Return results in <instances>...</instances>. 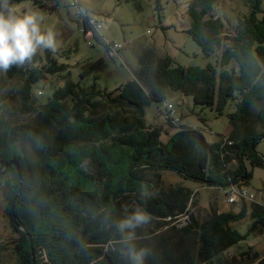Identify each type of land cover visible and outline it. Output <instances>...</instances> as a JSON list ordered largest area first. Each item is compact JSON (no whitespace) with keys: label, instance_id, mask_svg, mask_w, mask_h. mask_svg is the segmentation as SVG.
I'll use <instances>...</instances> for the list:
<instances>
[{"label":"trees","instance_id":"1","mask_svg":"<svg viewBox=\"0 0 264 264\" xmlns=\"http://www.w3.org/2000/svg\"><path fill=\"white\" fill-rule=\"evenodd\" d=\"M22 1L49 11L60 6L59 0L9 3L13 9ZM216 1L194 0L189 10L186 33L205 54L224 45V23L212 14ZM248 1L251 12L239 19L235 36H226L229 43L215 65L175 66L170 56L157 57L145 50L138 57L135 78L111 92L99 89L97 77L84 84L102 60L90 63L81 80L73 81L53 51L37 50L29 62L37 61L42 50L45 64L27 70L23 94L27 103L42 110L44 122L0 131V187L3 181L8 187L7 212L22 237L19 264H129L124 255L107 247L124 241L114 221L134 208L146 211L149 223L158 229H175L180 217L187 216L178 230L196 236L180 250L146 251L143 264H264L259 253L245 252L241 257L247 259L242 260L225 255L245 240L235 225L247 215L252 221L247 235L264 234V204L241 201L237 211L214 209L199 221L191 210L193 192L179 184L164 187L162 179L163 170H173L207 187L231 186V191L242 189L251 177L246 160L264 167V156L256 151L264 139V111L255 120L259 128L251 125L252 108L264 103L263 0ZM90 21L83 20L85 36L93 30ZM46 74L65 81L53 85L48 101L41 103L33 96V85ZM167 89L192 94L198 105H217L218 115L231 101L235 111L228 114L230 135L210 144L201 130L183 127L163 142L162 128L147 126L144 117L148 105L165 100ZM169 123L177 124L173 119ZM25 145L39 155L38 166L22 154ZM12 160L19 161L21 178L13 166L4 169ZM86 161L96 166L95 173L85 169Z\"/></svg>","mask_w":264,"mask_h":264},{"label":"rangeland","instance_id":"2","mask_svg":"<svg viewBox=\"0 0 264 264\" xmlns=\"http://www.w3.org/2000/svg\"><path fill=\"white\" fill-rule=\"evenodd\" d=\"M74 2L75 0H59L60 6L54 11H49L39 5L22 1L14 4L13 11L16 15L34 13L43 18L40 21L42 32L50 28L55 32L57 49L53 52V57L58 64L68 67L71 80H81L80 74L90 63L102 60L100 69L90 73L84 84L92 83L94 77H97L99 89L108 92L135 78L140 67L138 57L145 50H152L157 57L170 56L175 66L215 65L223 48L229 43L226 36H235L239 19L251 12V2L248 0H217L212 14L221 18L224 23V45L217 48L216 53L205 54L186 33L191 24L189 10L194 0H77L78 4L73 5ZM261 9L264 11V0ZM258 16L261 18L263 14ZM86 17L101 26L98 31L93 29L92 34L88 36L82 31ZM106 43L120 44L122 47L117 55L112 57ZM38 55L37 61L27 63L25 67L13 66L7 72L0 71V131L6 126L43 124L42 110L27 103L23 94L27 70L45 64L42 50L38 51ZM64 81L62 77L46 74L45 80H39L33 85V96L37 101L46 103L54 90L53 85L62 86ZM168 104L173 105V110L167 108ZM216 106L198 105L192 94L186 95L167 89L164 101L151 103L145 108L144 118L147 126L162 128L163 142H167L183 127H190L201 130L207 142L211 144L230 135L232 126L228 114L235 111L231 101L224 105L223 115H218ZM261 111H264V103H258L252 108L251 125L255 128H259L255 120ZM169 119H173L177 124L172 125ZM256 151L260 156H264V139L258 143ZM22 154L30 161L29 164L39 165V155L30 145H25ZM84 167L90 173L97 171L96 166L89 161H86ZM245 169L251 177L241 188L254 195L255 203L264 204V167L252 166L246 160ZM162 179L164 187L179 184L193 192L195 203L191 210L199 221L206 219L214 209L224 212L237 211L240 207V199L236 198V202L232 204L228 201V198L235 194L230 192L231 186L207 187L173 170H163ZM8 195V187L3 181L0 187V262L19 264L18 246L22 237L13 228L7 212ZM186 219L187 216L180 217L181 223L177 224L175 229L171 226L158 229L149 222L137 228L134 241L136 247L144 249L145 252L166 248L180 250L194 243L195 235H185L178 230ZM251 222L250 216L247 215L242 222L235 225L246 238L225 252L228 258L236 256L242 260L246 258L241 257L245 252L264 255V234L247 235ZM107 250L113 254L120 252L126 257L124 241L121 244L112 243Z\"/></svg>","mask_w":264,"mask_h":264},{"label":"clouds","instance_id":"3","mask_svg":"<svg viewBox=\"0 0 264 264\" xmlns=\"http://www.w3.org/2000/svg\"><path fill=\"white\" fill-rule=\"evenodd\" d=\"M42 17L36 14L16 15L9 0H0V71L7 72L13 66H22L29 62L38 49L55 52L56 34L50 28L41 31ZM150 215L135 208L131 213L114 221V226L121 234L126 247L129 264H143L145 251L134 243L135 230L147 224Z\"/></svg>","mask_w":264,"mask_h":264},{"label":"built area","instance_id":"4","mask_svg":"<svg viewBox=\"0 0 264 264\" xmlns=\"http://www.w3.org/2000/svg\"><path fill=\"white\" fill-rule=\"evenodd\" d=\"M90 23L92 24L93 29L96 31H98L101 27L95 20H91ZM89 34H92V32H89L88 35ZM121 47H122V45H120V44H111V45L108 44L109 55L114 57L115 55H117L118 50ZM167 108L169 110H173V105L168 104ZM231 191L235 194L231 195V197L228 198V201L230 204L235 203L236 198L240 199L241 201H247V202H253L255 200L254 195L250 194L247 190H245L243 188L242 189H232Z\"/></svg>","mask_w":264,"mask_h":264},{"label":"water","instance_id":"5","mask_svg":"<svg viewBox=\"0 0 264 264\" xmlns=\"http://www.w3.org/2000/svg\"><path fill=\"white\" fill-rule=\"evenodd\" d=\"M9 166H13L14 168H15V170H16V172H17V174H18V176H19V178H21V168H20V163H19V161L18 160H12L8 165H6L5 166V170H7L8 169V167ZM22 184V181H20V185ZM18 196V195H17ZM16 196V197H17ZM14 202H15V200H13V205H12V208H11V212L13 213L14 212ZM14 219H15V217H13ZM18 227V229H20V230H22L23 231V229L21 228V227H19V226H17ZM24 233H25V231H23Z\"/></svg>","mask_w":264,"mask_h":264}]
</instances>
